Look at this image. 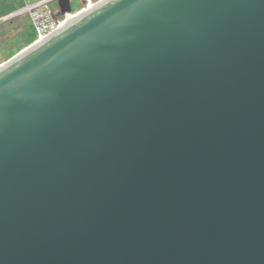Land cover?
<instances>
[{"label":"water","instance_id":"obj_1","mask_svg":"<svg viewBox=\"0 0 264 264\" xmlns=\"http://www.w3.org/2000/svg\"><path fill=\"white\" fill-rule=\"evenodd\" d=\"M0 264H264V0H106L0 69Z\"/></svg>","mask_w":264,"mask_h":264},{"label":"built area","instance_id":"obj_2","mask_svg":"<svg viewBox=\"0 0 264 264\" xmlns=\"http://www.w3.org/2000/svg\"><path fill=\"white\" fill-rule=\"evenodd\" d=\"M69 2L70 11L67 14H61L59 0H21V8L1 18L0 22L26 16L34 32L33 42L31 43L33 44L38 40L44 41L51 37L68 23L76 20L79 14L84 11L85 13L88 12L90 8H96L104 0H82L80 8L75 10L72 9L70 0ZM8 60L4 61L0 58V69Z\"/></svg>","mask_w":264,"mask_h":264},{"label":"rangeland","instance_id":"obj_3","mask_svg":"<svg viewBox=\"0 0 264 264\" xmlns=\"http://www.w3.org/2000/svg\"><path fill=\"white\" fill-rule=\"evenodd\" d=\"M73 10L80 8L82 0H70ZM21 0H0V19L21 8ZM34 38L26 16L0 22V58L8 60Z\"/></svg>","mask_w":264,"mask_h":264},{"label":"bare ground","instance_id":"obj_4","mask_svg":"<svg viewBox=\"0 0 264 264\" xmlns=\"http://www.w3.org/2000/svg\"><path fill=\"white\" fill-rule=\"evenodd\" d=\"M104 1H106V0H104ZM92 8H90L89 9V11L91 10ZM88 11V12H89ZM85 14V11L84 12H82L81 14H79V16H82V14ZM87 13V12H86ZM83 14V15H84ZM78 16V17H79ZM42 42V40H38V41H36V42H34L33 44H31V45H29L28 47H26V48H24L17 56H15V58H12L11 60H8L5 64H4V66L3 67H5V65H7L8 63H10L11 61H13V59H16L17 57H19L20 55H23L24 53H26L27 51H29L30 49H33L35 46H37L38 44H40ZM2 67V68H3ZM1 68V69H2Z\"/></svg>","mask_w":264,"mask_h":264},{"label":"trees","instance_id":"obj_5","mask_svg":"<svg viewBox=\"0 0 264 264\" xmlns=\"http://www.w3.org/2000/svg\"><path fill=\"white\" fill-rule=\"evenodd\" d=\"M32 42H33V39L30 40V41L26 44V46H28V45L31 44Z\"/></svg>","mask_w":264,"mask_h":264}]
</instances>
